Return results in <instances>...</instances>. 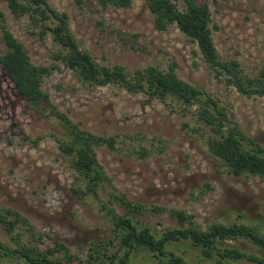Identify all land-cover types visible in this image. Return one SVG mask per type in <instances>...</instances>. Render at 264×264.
I'll list each match as a JSON object with an SVG mask.
<instances>
[{"label": "rangeland", "instance_id": "obj_1", "mask_svg": "<svg viewBox=\"0 0 264 264\" xmlns=\"http://www.w3.org/2000/svg\"><path fill=\"white\" fill-rule=\"evenodd\" d=\"M198 1L209 6L221 60L236 62L250 78L258 76L264 69V0ZM175 3L182 8L181 0ZM48 4L68 16L80 48L99 64L120 66L128 78L149 67L167 70L174 65L181 80L217 98L248 140L264 150V96L242 95L224 77L215 76L197 46L175 25L157 30L143 0H132L128 8L103 7L99 0H48ZM0 11L31 63L51 69L42 90L54 111L82 131L115 140L114 149L95 147L106 178L97 189V199L79 197L74 189L76 185L84 188L85 181L76 183L77 174L59 149L58 142L66 139L60 120L50 109L39 112L25 101L0 66V211H17L28 219L37 236L24 232L22 242L41 250L61 242L72 264H88L89 243L112 234L101 203L131 217L138 230L148 227L160 234L187 228L189 223L176 215L183 212L203 231L214 224L238 223L257 228L264 237V180L234 176L210 154L203 128L197 130L202 125L195 120V107L186 108L170 98L161 101L144 93L132 94L114 84H83L57 58L59 48L50 33L41 34L42 27L28 17L11 15L6 0H0ZM5 51L0 30V55ZM141 148L147 157L140 158ZM111 195L139 203L142 212H129ZM0 241L15 246L1 224ZM218 246L264 259V248L250 240L224 241ZM165 248L187 264H217V257H203L190 241L171 242ZM54 258H63V253ZM231 263L257 264L246 259ZM132 264L162 261L137 249Z\"/></svg>", "mask_w": 264, "mask_h": 264}, {"label": "trees", "instance_id": "obj_2", "mask_svg": "<svg viewBox=\"0 0 264 264\" xmlns=\"http://www.w3.org/2000/svg\"><path fill=\"white\" fill-rule=\"evenodd\" d=\"M143 1L154 17L155 28L164 31L175 25L197 46L202 61L215 76L224 77L226 83L242 95L264 96V69L258 76L250 78L241 71L236 62L227 63L221 60L214 44L210 26L211 12L206 3L181 0L182 8L179 9L176 0ZM131 2L132 0H99L103 7L117 8H128ZM6 3L15 18L28 17L33 24L42 27L41 34L50 33L59 48L57 58L75 73L81 83L100 87L114 84L132 94L144 93L161 101L170 98L186 108L195 107V120L202 125L197 130L203 128L210 154L220 160L234 176L250 175L264 180V150L248 140L217 98L202 88L181 80L174 65L167 70L149 67L128 78L122 67L103 66L89 52L81 49L69 29L68 16L52 9L48 0H6ZM48 21L52 22V26L47 25ZM0 30L1 40L6 48L5 53L0 55V66L5 69L25 101L38 108L39 112L50 109L49 113L60 120L66 139L58 142L59 149L69 158L70 167L77 174L76 183L85 181L84 188L76 185L74 192L79 197L92 195L97 199V189L106 178L97 160L95 147L107 145L114 149L115 140L82 131L64 114L55 112L49 95L42 90V82L50 75L51 69L31 63L23 43L7 28L4 13L1 11ZM139 151L140 158L147 157L144 148ZM111 197L129 212H142L143 207L137 202L131 203L124 196ZM101 205L112 223V234L89 243L88 264H132L133 254L137 249L151 252L162 264H187L182 257L165 248L166 244L181 240L190 241L205 258L217 257V264H222L225 260V264H232L231 262L242 259L264 264V259L246 255L237 248L221 249L218 246L220 242L246 239L264 248V237L255 227L238 223L214 224L203 231L193 224L191 216L177 212L178 219L188 222L190 226L164 230L159 234L148 227L138 230L131 217L118 214L103 203ZM155 210L158 211L157 208ZM0 224L15 244L11 246L0 241V264H72V256L61 242L46 250H41L29 242H22L21 236L24 232L31 238L37 234L28 219L17 211H0ZM59 253H63V258H54Z\"/></svg>", "mask_w": 264, "mask_h": 264}]
</instances>
